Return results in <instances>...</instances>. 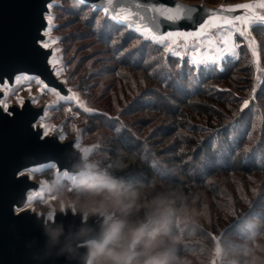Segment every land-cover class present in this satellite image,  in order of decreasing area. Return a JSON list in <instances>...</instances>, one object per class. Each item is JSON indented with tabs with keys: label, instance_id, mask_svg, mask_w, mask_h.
<instances>
[{
	"label": "rangeland",
	"instance_id": "rangeland-1",
	"mask_svg": "<svg viewBox=\"0 0 264 264\" xmlns=\"http://www.w3.org/2000/svg\"><path fill=\"white\" fill-rule=\"evenodd\" d=\"M184 1L222 5L223 3L232 4L241 0ZM53 3L55 6L51 11L54 16L53 23L56 27L52 31V36L60 38L53 47L60 48L58 55L63 62L62 67L65 69L59 78L62 81L67 78V83L64 84L72 92L77 93L79 100L83 102L86 108L92 109V111L86 112L75 100H60L50 89L42 91V86L38 85L35 81L31 85L26 82L15 83L13 87H9L7 92L5 91L3 101L7 104H19L20 98L30 96L35 100L33 104H46L45 114L40 119V122L42 125L48 126V134L52 133V126L62 127V132H58L65 137L64 140H68L71 137H76V132L72 128L75 125L80 130L81 145L83 147H92V151L85 154L88 166L87 173L80 176L70 174L73 177L71 180L65 177L63 172L59 173L60 178L58 179L56 169H45L37 172L29 171L31 177L41 183V187L37 192L32 191L30 195L32 201L31 203H26V206H29L31 210L47 214L50 210H54L55 208L62 209L65 205H68L73 210L78 209L82 211L84 215L99 211L102 215H106L109 220L115 217L116 213L105 214L102 204L97 205L95 202L91 204L83 202L82 193L84 190L77 189L79 185L97 181L104 174H110L108 163L105 161L107 159L105 157V150L108 147H114L115 149L119 147L115 141L118 137L109 126L112 123H116V125H123L124 123L127 128L132 129L141 140L153 148L151 156L162 161L163 156L158 157L155 151H165L163 149L168 144H173L172 141L175 137L185 132L182 128L178 129L176 124H171L173 123L172 120L175 112H169V108H164L165 110L161 111L152 108L151 104H154V101L159 96L169 97L170 99L165 101L170 107L175 106L177 108L176 113L186 106H190L193 109L191 113L193 119L191 121H195L197 124L205 122V116L201 113L205 109L198 104L202 101L198 98L188 100L184 94L176 90L177 84L184 89L197 88L196 78L191 79L187 75L181 78L177 67L178 64L182 65V62H185L184 66L186 67H182L183 72L185 74L189 73L186 70L189 69L187 59L193 55L192 49L182 48L185 55L184 59L181 60V58L165 54L163 48L159 46H156L158 48H147L145 50L140 43L132 42L124 47V44L121 45L124 42L119 38L113 40L110 44H106L105 41H102L98 37V32H96L101 25L102 15H105L102 10H99L102 12V15L97 14L93 17L87 12L73 13L65 10L63 7L71 6L72 4L69 0H54ZM251 31L258 44L264 46V40L260 37L258 39L253 29ZM237 41L239 42L238 37ZM178 43L183 45L182 40H178ZM187 43L191 45L193 43L192 39L189 38ZM204 43L207 44V41H204ZM202 53L205 56L209 54L206 49H202ZM125 58H127L126 61ZM139 60L141 64L138 63ZM234 60H237L238 65L233 71L232 77L221 80L218 83L214 81L210 82L208 87L213 86L218 88L219 86L222 89H229L231 92L238 93L239 96L246 98L250 94L255 70L249 63L251 54L244 44L240 45L239 58H232L230 62ZM261 62L262 66H264V48H262ZM143 65H146V67H142ZM243 69L248 70V76L250 75L249 81L244 78L245 73ZM189 84H191V88H189ZM261 88H264V84L261 85ZM223 95L226 97L227 92ZM142 106H146V108H142ZM252 106L255 110L249 114L251 115V123L258 122V127L264 131V94H261L260 88L257 89L256 100ZM232 107L235 110L239 105L232 102ZM246 111L248 112V109H245ZM94 115L100 117L106 124L99 122L98 119H93ZM165 126H173V134L171 131V136L165 143H161L160 135ZM198 135L202 137L206 134L201 131ZM201 159L200 156L196 159V162H193V159L189 162L200 167ZM208 181L210 185L192 182V186L188 192L189 196L187 195L183 203L181 220L186 223V226L183 225L182 228H190L196 231L206 228L210 230L212 227L211 222L215 224L217 222V205L235 206L232 201L236 197L238 188H241L243 193H245L244 198L249 203H253L252 200L260 198L261 200L258 205L264 206V172L251 171L250 174L243 175L233 173L217 174L216 176H212ZM253 188L256 189V192H253ZM169 189L170 186L166 190L171 192ZM199 193H203V195L196 200L195 194ZM223 197L229 199L227 200L228 203L223 200ZM193 208L203 210L204 214L200 219L192 213L191 210ZM240 210L241 208H233V211H231L232 216L225 218L214 229H219L224 222L232 219L233 215L237 214ZM244 211H246V214H263L264 208L247 206L244 208ZM258 221L254 220L252 223L255 224ZM249 225L251 227L247 226L243 229L251 232L252 224ZM235 228V231L238 232L239 228ZM223 231L224 228L216 233L222 232V248L231 250L237 243L245 241L244 239H240L236 232L231 233L229 230L223 235ZM260 242L264 243V241ZM212 247L211 243L209 245L210 250L212 249L211 252H206L194 264H205L206 261L207 264H212L211 260L214 252V247Z\"/></svg>",
	"mask_w": 264,
	"mask_h": 264
},
{
	"label": "trees",
	"instance_id": "trees-1",
	"mask_svg": "<svg viewBox=\"0 0 264 264\" xmlns=\"http://www.w3.org/2000/svg\"><path fill=\"white\" fill-rule=\"evenodd\" d=\"M70 1L72 2L71 6L63 7L65 10L73 13L87 12L93 17L97 14L102 15L101 11L92 9L90 4L84 3L81 0H69V2ZM253 31L258 39L260 37L264 40V26H255ZM96 32H98V37L102 41H105L106 44H110L113 40L119 38L124 42L121 44H124V47L132 42H138L145 48V50H147V48H158L156 45L150 43L145 46V42L132 30L112 26L111 21H105L104 15H102L101 25ZM143 61L146 62L145 59H143ZM236 61L237 60L229 62V64L225 66V71L223 73L215 70L211 72H201L198 77H195L197 88L186 89L189 94H184V96H186L188 100L198 98L202 101L198 104L205 109L204 112H201L205 116L204 123L197 124V122L191 121L193 119L191 114L193 109L190 106H186L181 111L179 110L180 112L176 113L177 108L175 106L170 107L162 96H159L156 101H154V104H151L152 108H156L158 111L165 110L164 108H169V112H175L172 120L173 123L171 124H176L178 129L182 128L185 132L184 134L175 137L172 141L173 144H168L163 149L165 151H155L158 157L163 156L162 161L153 158L151 156L153 148L141 140L132 129L127 128L124 123L123 125L125 127L121 129L120 133L115 131V128L119 127L120 124L116 125V123H112V125L109 126L113 130V133L118 137L115 141L119 147L118 149L108 147L105 150V157H107L105 161L108 163L110 175L120 178L125 183L132 185H136L140 181H147L150 177L155 175L160 181L170 186L169 190L172 192V203L170 205L171 212L167 218L166 227L175 239L172 248V255L176 257L186 256L189 258L190 264L198 262V259L203 257L206 252H211L212 249L210 250L209 245L212 243V246L214 247V242L211 240V233L216 234L219 230L224 228L223 235L226 231L230 230L231 233L236 232L240 239L247 240L250 234L256 231L259 226L264 223V218H258L255 215L256 213L246 214V211H244V208L247 206L264 208V206L258 205L261 199L257 198L252 200L253 203H249V201L244 198L245 193H243L241 188H238L237 193L239 194L236 193V197L232 201L235 206L217 205V222L216 224L211 222L212 227L210 230H207L206 227H204L206 229H198L197 231L190 228H182V226L186 224L181 220L183 203L190 191L192 182H200L205 185H210L208 180L217 174L233 173L243 175L250 174L251 171L264 172V131L261 130L262 128L258 127V122H254V125L251 123V115H246L244 121L238 128L228 129L227 131L221 130L219 140L216 141L217 147L215 148L209 140L210 135H213V139L215 140L214 134L210 131L202 130H211L225 124L224 117L217 112V109L228 112L229 117L232 115L231 111L228 109V104H232V101L228 99L229 94L227 93L225 97L223 95L225 92L217 91V89H222L221 87L218 86L217 88L208 86L210 82L213 81L218 83L221 80L230 79L233 75V71L238 65ZM138 63H140V60ZM185 64V62H182V65H180L186 67L184 66ZM142 67H146V65H143ZM178 69L180 71V68ZM186 70L189 71V69ZM243 72L245 73L244 78L249 81L250 75L248 76V70L243 69ZM142 108H146V106H142ZM232 109L234 110V107H232ZM169 114L168 116H170ZM94 118L95 120L98 119L99 122L106 124V122L100 117L94 115L93 119ZM179 119H181V121H179ZM172 128L173 126L164 127V130L160 135L161 143H165V141L171 136ZM253 128H255V131L253 132V135L249 137L247 133L252 132ZM201 131L206 135L202 137L198 135ZM233 137L236 138V143L233 142ZM237 143L239 144L238 148ZM245 146L249 149L248 151H245ZM200 156L202 158L200 160V167L189 162L191 159H193V162H196V159ZM153 161L159 162L160 169L167 173L168 178L161 177L158 171L152 166ZM233 179L235 178L233 177ZM87 184L79 185L77 189L85 190ZM223 200L228 203L227 200L229 199L223 197ZM233 208H241V210L233 215L232 219L224 222L219 229H214L215 227H218L220 222L225 218L232 216L231 211H233ZM261 216H264V213L261 214ZM254 220L259 221L254 224L252 223ZM249 224H252L251 232L243 229L244 227L246 228L249 226ZM235 227L239 228L238 232L235 231ZM205 264H207V261Z\"/></svg>",
	"mask_w": 264,
	"mask_h": 264
},
{
	"label": "water",
	"instance_id": "water-1",
	"mask_svg": "<svg viewBox=\"0 0 264 264\" xmlns=\"http://www.w3.org/2000/svg\"><path fill=\"white\" fill-rule=\"evenodd\" d=\"M90 4L102 3V0H81ZM54 0H0V78L9 80V87L14 82L9 79L17 72H35L41 74V78L55 87L61 96H69V88L59 78L51 74V69L45 68L42 54L34 50L33 41L37 36L40 26L41 11L45 5ZM157 4H165L174 8L175 4L196 6L198 9H218L222 5L227 7L238 3H246L249 0H241L232 4L208 5L201 2H188L184 0H152ZM243 10H237L235 14H242ZM204 19L207 15L199 13ZM161 19V31H194L184 19L178 22L179 26H170L165 18ZM199 22H203L200 20ZM199 26L197 23L196 27ZM258 25H254L251 30ZM264 26V25H261ZM253 33V32H252ZM49 51V50H44ZM5 90L0 86V100H4ZM24 108L28 118L17 115L21 109L19 104H8L9 111L14 115L9 116L0 105V264H89L87 251L89 244L98 238L103 225L109 220L106 215L94 211L84 215L78 209H71L65 205L62 209L55 208L57 219H49L44 223L41 212L31 210L26 206L29 190L37 192L41 183L34 180L29 171L33 164H43L45 159L55 160L54 153L43 151L37 147V133L43 128H33L31 117L41 124L40 119L45 114L47 105L33 104V97L23 98ZM58 131L49 133V138L59 136ZM75 139L71 137L60 143L71 145ZM85 154L69 150L58 160L59 173L67 169L70 174L80 176L87 173V161ZM57 171V169H56ZM23 172V175H17ZM30 177V178H29ZM15 205H22L27 210L16 212ZM59 225L63 228L61 244L70 245L73 251L60 254L61 245L50 246L45 235V229L49 225ZM221 233L211 236H221ZM213 251L217 253L214 244ZM212 264L216 260L212 255Z\"/></svg>",
	"mask_w": 264,
	"mask_h": 264
},
{
	"label": "snow or ice",
	"instance_id": "snow-or-ice-1",
	"mask_svg": "<svg viewBox=\"0 0 264 264\" xmlns=\"http://www.w3.org/2000/svg\"><path fill=\"white\" fill-rule=\"evenodd\" d=\"M54 6V3L48 2L45 5V10L41 11V23L37 29V36L33 44L34 50L43 55L45 68H50L51 74L59 77L65 69L62 67L63 62L58 55L60 48L53 47V45L57 44V40L60 39L52 36V31L56 27L53 23L54 16L51 11ZM92 8L94 10H102L105 14V21H111L112 26L132 30L145 42V46L150 43L162 47L164 53L169 56H175L183 60L185 54L182 48H191L193 55L187 59L189 73L185 74L182 66L179 64L177 65V67L181 69V78L187 75L194 79L198 77L201 72H211L213 70L223 73L225 71V66L229 64L232 58H239L241 43L246 46L248 52L251 54L249 63L255 70L250 94L245 98L239 96L238 93L231 92L229 89H217L219 92H227L229 94L228 99L237 103L239 107L233 110L232 104H228V109L232 113L231 117H229L228 112L217 109V112L224 117L225 124L211 130L202 129L203 131H210L214 134L215 140L213 139V135L209 136V140L212 142L214 148L217 147L216 141L219 140L221 130L227 131L228 129L238 128L244 121V117L255 110L252 105L256 100L257 89L260 88L261 94H264V88H261V85L264 84V66H262L261 62L262 48H264V46L258 44L251 31L254 25H264V0H249V2L246 3H238L227 7L222 5L218 9H198L196 6L179 3L175 4L174 8H170L165 4L154 3L152 0H102L100 4L93 2ZM237 10H243L242 14H235ZM200 12L206 14L207 19L200 16ZM160 18H165L166 21L170 23V26L177 27L179 26L178 22L183 18L186 24H189L195 30L161 31ZM200 20L203 22H199ZM197 23H199L198 27H196ZM237 37L239 38V42L237 41ZM189 38L193 41L191 45L187 43ZM178 40H182L183 45L178 43ZM204 41H207V44H205ZM202 49H206L209 54L207 56L203 55ZM126 60L127 58H125V61ZM165 66L167 65L165 64ZM9 79L16 84L26 82L31 85V83L35 81L38 85L42 86V91L50 89L60 100H75L86 112L92 111V109H88L84 106L83 102L79 100L77 93L72 92L71 89L68 90L69 93H71L69 96H61L60 92L55 87L50 88L49 84L41 78V74L35 72H17ZM63 83H67V78ZM0 86L7 92L9 90V80L0 78ZM189 88H191V84H189ZM176 90L185 95L189 94L188 90L178 84L176 85ZM163 98L165 100L170 99L167 96ZM32 102L35 103V100ZM0 105L3 106V111L9 116L14 115V112L9 111L8 104L3 100H0ZM19 106L21 111L17 115L21 118H28L27 110L24 108L23 98L19 99ZM245 109H248L247 113H245ZM35 119V117L30 118L31 126L33 128L44 129L42 132L37 133V147L43 151L54 153L56 159L50 160L46 158L43 164H33L30 168L32 172L43 171L45 169H57V178L59 179L58 160L61 156L69 150L84 154L92 151V147H83L81 145L80 130L77 129L75 125H73L72 128L73 131L76 132V137L71 145H65L60 143L65 139L62 134L49 138L48 126L37 124ZM123 127L125 126L121 124L119 127L115 128V131L120 133ZM51 130L62 132V127L52 126ZM254 131L255 128H253L252 132H248L247 135L251 137ZM233 142L236 143L235 137H233ZM238 147L239 144L237 143V148ZM248 150L247 146H245V151ZM152 166L158 171L162 178H168L167 173L160 169L158 161H153ZM17 175H23V172ZM63 175L70 180L73 179L67 169L63 170ZM253 192H256L255 188H253ZM31 201L32 197L29 196L26 203H31ZM14 210L19 213L27 209L22 205H15ZM37 215L43 216V220L40 221L41 223L49 219L53 221L57 219L53 210H50L47 214ZM255 215L258 218H264V216H261L259 213ZM249 227H251V225H249ZM222 238V236H211V240L214 242L218 254L222 250Z\"/></svg>",
	"mask_w": 264,
	"mask_h": 264
},
{
	"label": "clouds",
	"instance_id": "clouds-1",
	"mask_svg": "<svg viewBox=\"0 0 264 264\" xmlns=\"http://www.w3.org/2000/svg\"><path fill=\"white\" fill-rule=\"evenodd\" d=\"M167 188L155 175L136 185L110 174L89 182L83 202L102 204L105 214L116 213L89 244V264H190L188 257L172 255L175 239L166 227L172 194ZM202 195L195 194V199ZM191 211L199 219L204 214L202 209ZM45 235L50 246L61 245L60 254L73 251L70 245L61 244V226L49 224ZM260 241H264V223L231 250L213 252V258L216 264H264V243Z\"/></svg>",
	"mask_w": 264,
	"mask_h": 264
},
{
	"label": "bare ground",
	"instance_id": "bare-ground-1",
	"mask_svg": "<svg viewBox=\"0 0 264 264\" xmlns=\"http://www.w3.org/2000/svg\"><path fill=\"white\" fill-rule=\"evenodd\" d=\"M31 193H32V190H29L27 193V198L31 195Z\"/></svg>",
	"mask_w": 264,
	"mask_h": 264
}]
</instances>
